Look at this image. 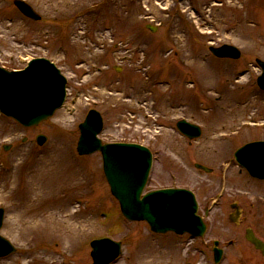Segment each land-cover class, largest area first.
<instances>
[{
	"label": "rangeland",
	"instance_id": "1",
	"mask_svg": "<svg viewBox=\"0 0 264 264\" xmlns=\"http://www.w3.org/2000/svg\"><path fill=\"white\" fill-rule=\"evenodd\" d=\"M13 1L0 0V67L18 71L45 58L67 79V95L64 107L34 128L0 115V236L16 249L0 264H91L89 243L100 238L122 244L115 264H213L207 249L219 232L220 264H264L243 233L235 239L240 228L228 219L232 201L264 203L254 188L264 182L249 181L228 163L236 148L264 140V93L254 64L264 61V0H19L40 16L37 22ZM221 45L238 49L239 60L212 58L208 46ZM89 110L102 116V141L163 150L146 191L188 189L202 217L222 194L205 218L211 230L203 239L157 236L145 223L124 220L100 156L74 153ZM180 118L199 125L201 137L182 139L174 128ZM37 135L46 137L41 147ZM194 163L217 170L205 174ZM245 185L253 193L243 194ZM63 220L80 224L74 237Z\"/></svg>",
	"mask_w": 264,
	"mask_h": 264
},
{
	"label": "water",
	"instance_id": "2",
	"mask_svg": "<svg viewBox=\"0 0 264 264\" xmlns=\"http://www.w3.org/2000/svg\"><path fill=\"white\" fill-rule=\"evenodd\" d=\"M14 6L27 18L37 21L40 17L23 1L15 0ZM151 32L156 29L147 26ZM209 51L217 58L238 59L240 52L228 45ZM261 69L258 86L264 90V62L255 61ZM66 80L53 64L45 59L30 61L23 71L8 72L0 68V112L24 127L37 126L50 118L65 99ZM100 115L90 111L79 125L80 137L77 143L79 155L100 151L103 173L111 195L118 201L122 215L131 222L144 221L155 233L172 231L176 234L189 233L201 237L205 226L197 217V205L193 194L187 190L167 189L154 191L141 197L151 166V156L137 145L101 146L97 134L101 131ZM177 129L189 139L200 135L198 127L185 121L177 123ZM36 141L41 145L44 136ZM7 149V148H6ZM234 159L243 165L249 174L264 179V143H253L238 149ZM197 169L207 171L195 165ZM3 210L0 209V228ZM257 249L259 241L247 237ZM92 264H110L120 253V243L108 239L90 243ZM15 252L14 247L0 236V258ZM221 251L214 250V260H220Z\"/></svg>",
	"mask_w": 264,
	"mask_h": 264
},
{
	"label": "flooded vegetation",
	"instance_id": "3",
	"mask_svg": "<svg viewBox=\"0 0 264 264\" xmlns=\"http://www.w3.org/2000/svg\"><path fill=\"white\" fill-rule=\"evenodd\" d=\"M256 141H259V140H254V141H251V142H256ZM251 142H248V143H251ZM105 143H127V140L126 141H118V142H116V141H111V142L110 141H106ZM155 144L156 143L144 144V145H146V147L152 153L153 158H157L158 155H160L162 153V151H163L161 148H159L158 145L156 146ZM188 144H191V143L188 142ZM206 167L209 169L210 174L213 171L217 170V167H210V166H206ZM237 173H238V175L243 174V176L247 177L249 181L260 182V181H257L255 179H252L246 173V171L243 168H238V172ZM244 188H246L247 190L246 191L242 190ZM254 188H255V192H256L255 194H257L258 199L259 200H264V187H262L263 190L261 189V187H257V186H255ZM242 189H241V192L243 194H245V195L253 193V191H249L251 189L250 186L245 185L244 187H242ZM237 190H240V189H237ZM260 190H262V191H260ZM257 202L258 201H253V200H252V202L238 200V201H232V202L229 203V209H231V213L228 215V219L233 224V226H236L237 229L240 228V232L239 233H237V231L233 232V233L236 234V236H235L236 240H238V236H241V233H243V237H244V239H246L245 237H246L247 231H249V232L252 233L253 236H255L257 239H259L260 241H262L264 243V222H263L264 219L260 220V217H259L260 214H262V215L264 214V203L263 202L257 203ZM215 204L219 205L218 200L216 201ZM246 207H248V210H249L248 212H246V210H245ZM209 214L210 213L207 214L206 218L209 217L208 216ZM248 217L251 218L253 221L252 220H248L249 219ZM256 217H259V218H256ZM259 224L261 225L262 234H260V232H258ZM210 230H211V224H206V234H207V232H210ZM217 235L220 236V237L223 236L222 232H219ZM218 236L216 237L215 240L210 242L209 250L211 249V244L213 242H218L217 247L221 248L222 253H223L222 255H224V253H225L224 252V247L220 246V242L218 241V239H219ZM230 244H232V241H230ZM233 245H230V246H233ZM249 245L257 254L261 255V252L255 250L251 244H249ZM255 264H259V263H255Z\"/></svg>",
	"mask_w": 264,
	"mask_h": 264
},
{
	"label": "bare ground",
	"instance_id": "4",
	"mask_svg": "<svg viewBox=\"0 0 264 264\" xmlns=\"http://www.w3.org/2000/svg\"><path fill=\"white\" fill-rule=\"evenodd\" d=\"M59 214L62 213V211H58ZM49 217H53V215H49ZM70 219V217H69ZM20 222V221H17ZM70 223V224H69ZM62 224L65 226V228L68 230V233L74 237V235H76L78 228L80 227V224H75V223H71L70 221L66 220V221H62ZM68 224V225H66ZM61 225V227L63 226Z\"/></svg>",
	"mask_w": 264,
	"mask_h": 264
}]
</instances>
